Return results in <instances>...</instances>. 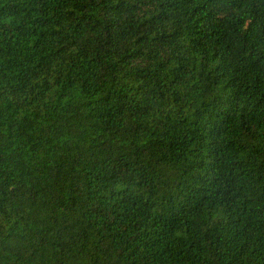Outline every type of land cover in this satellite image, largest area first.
<instances>
[{"label":"trees","instance_id":"1","mask_svg":"<svg viewBox=\"0 0 264 264\" xmlns=\"http://www.w3.org/2000/svg\"><path fill=\"white\" fill-rule=\"evenodd\" d=\"M0 264H264V0H0Z\"/></svg>","mask_w":264,"mask_h":264}]
</instances>
